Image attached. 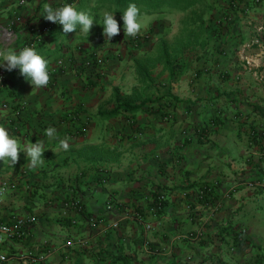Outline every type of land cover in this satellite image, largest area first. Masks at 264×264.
I'll return each instance as SVG.
<instances>
[{"label":"crops","instance_id":"0c3cea01","mask_svg":"<svg viewBox=\"0 0 264 264\" xmlns=\"http://www.w3.org/2000/svg\"><path fill=\"white\" fill-rule=\"evenodd\" d=\"M214 1L219 29L169 72L165 60L150 66L148 55L132 53L144 47L125 32L81 40L89 34H65L41 16L46 3L85 11L97 0H0V47L18 51L53 24L35 47L52 84L33 87L16 69L0 89V126L22 149L16 163L0 160V183L10 185L0 222L34 220L24 238L0 245L11 257L5 264H264L256 223L264 203V0ZM80 48L95 65L84 64ZM138 65L152 67L151 85L140 83ZM36 141L45 151L33 168L26 149ZM206 186L214 194L200 202ZM158 193L162 223L146 231L133 214L154 222ZM199 228L201 241L182 237Z\"/></svg>","mask_w":264,"mask_h":264},{"label":"trees","instance_id":"16d2710c","mask_svg":"<svg viewBox=\"0 0 264 264\" xmlns=\"http://www.w3.org/2000/svg\"><path fill=\"white\" fill-rule=\"evenodd\" d=\"M130 3H135L137 5L142 16L177 17L179 19L177 24L179 31L175 35L174 41L171 43L162 42L157 54L152 56V58L149 56V59H147V63H149L150 66H152L153 63L165 60L164 65L166 71L169 72L171 71L173 64L176 63L179 58L184 56L188 48L196 46L202 47L208 43L209 36H207V31L211 27H216V29L217 27L218 29L220 27L214 19V13L218 8V5L214 0H97V2H92L93 6H90L85 10V12L89 13L94 18L93 27L89 36H82L80 39L90 40L106 37L102 35L103 26L100 25L105 12H111L115 15V18L121 26L119 34H123L125 31L123 29V21L121 17ZM157 21L160 22L161 20ZM155 23L153 25H155ZM214 23H216L215 26ZM173 28L174 26L170 24L166 31L172 32ZM130 39V43L133 45H141L139 35L135 37L131 36ZM146 39L145 36H142V40ZM81 48L80 52L84 58V64L86 65L87 59L92 58L94 60L93 65H95L97 62L95 55ZM149 65H138L136 70L139 81H141L140 83L147 86L151 85L153 82V75L151 74L152 67L150 68ZM148 101H143L142 105ZM119 105L121 106L123 104ZM120 106L115 109L114 113H110L109 116H117L123 109ZM213 194L207 195V199L211 198Z\"/></svg>","mask_w":264,"mask_h":264},{"label":"clouds","instance_id":"9594fccd","mask_svg":"<svg viewBox=\"0 0 264 264\" xmlns=\"http://www.w3.org/2000/svg\"><path fill=\"white\" fill-rule=\"evenodd\" d=\"M41 16L47 21L61 25L65 34L74 32L78 28L82 33L89 34L94 24V18L89 13L78 11L72 4L68 3L58 8L46 3L43 6ZM141 16L137 5L130 3L121 17L125 34L132 37L137 35L145 23ZM100 25L103 26L102 35L110 41L121 31L120 24L111 12L104 13ZM16 69L33 87L41 88L49 83V61L34 47L25 46L18 51L12 47H0V70L12 72ZM45 134L49 138H57V131L54 127H48ZM59 143L64 149L69 146L67 139H61ZM21 151L18 139L10 136L9 131L0 126V160L3 161L7 158L12 163H16ZM44 151L43 145L38 141L27 147L26 152L27 156L30 157L31 167L37 168L43 164Z\"/></svg>","mask_w":264,"mask_h":264},{"label":"built area","instance_id":"2783aa9c","mask_svg":"<svg viewBox=\"0 0 264 264\" xmlns=\"http://www.w3.org/2000/svg\"><path fill=\"white\" fill-rule=\"evenodd\" d=\"M24 2V1H22ZM53 24H48L46 25L43 30H41L40 34L38 35V39L33 41L32 43L29 44L30 47H36L38 43L42 41L52 30ZM63 60L58 61V65L62 66L63 65ZM94 60L92 58L87 59L86 65L88 67L93 66ZM53 80H49L48 85H51ZM6 83V71L0 70V89L5 85ZM171 116H167L166 120H170ZM262 185V184H260ZM10 185L3 182L0 183V204L6 195L7 191L9 190ZM214 186H206L202 188L199 192L196 194V199L198 201H204L207 199V195L213 194L214 193ZM231 192L234 191V189L230 190ZM164 202H165V195L163 193H158L156 196H153L152 198V203L150 207V213L151 215L155 218L154 222H148L145 221L143 216L140 214H133V218L138 222L139 225H141L146 231H152L155 230L158 226L161 225L162 223V213L164 211ZM71 205L76 206L78 210H83V206L80 204L79 201H73ZM112 205H108V209H112ZM191 208V207H190ZM217 208L213 209L211 211V215L209 218H211ZM34 222L33 218H25V219H18L16 222V225L14 227H10L7 224H2L0 222V245L4 243V240L7 239H21L26 236L27 229L28 227ZM114 227H118V224H114ZM185 239L191 240V241H201L203 239V230L202 228H199L197 231L194 233H190L188 235L182 236ZM87 244V242H86ZM233 251H236L235 248H232ZM11 257L3 252L0 251V264H5L10 261ZM44 259L43 257L41 258H34L32 264H44Z\"/></svg>","mask_w":264,"mask_h":264},{"label":"rangeland","instance_id":"374dc122","mask_svg":"<svg viewBox=\"0 0 264 264\" xmlns=\"http://www.w3.org/2000/svg\"><path fill=\"white\" fill-rule=\"evenodd\" d=\"M141 19L145 22L141 28V30L137 33L136 36H140L141 43L143 45V49H139L140 51H134L135 55H139L142 57L145 55L155 56L159 50V46L162 42H173L175 38V34L172 32L166 31L168 26L172 24L174 27L178 24L179 19L177 17H159V16H142ZM157 20H161L160 22ZM157 22V23H155ZM155 23V25H153ZM151 26V27H150ZM164 26V27H162ZM158 29V30H157ZM142 35L147 37L146 40H142ZM139 39V40H140ZM142 45L140 47H142ZM145 52V54H143ZM141 53V54H140ZM161 84V83H160ZM258 224V228L260 231H263L264 235V203L261 204L259 208V218L256 222ZM239 231V230H238ZM243 236H250V233L245 230Z\"/></svg>","mask_w":264,"mask_h":264}]
</instances>
